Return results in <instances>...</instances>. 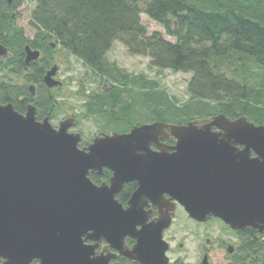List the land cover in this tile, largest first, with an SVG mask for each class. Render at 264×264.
Here are the masks:
<instances>
[{"label": "water", "instance_id": "1", "mask_svg": "<svg viewBox=\"0 0 264 264\" xmlns=\"http://www.w3.org/2000/svg\"><path fill=\"white\" fill-rule=\"evenodd\" d=\"M8 53L0 43V60ZM39 56L26 46L27 62ZM57 69L45 75L50 87L60 84ZM75 126L73 117L58 127L37 120L34 105L21 113L0 103V264H110V255L96 252L103 239L141 264H169L164 231L176 202L199 222L215 217L264 234V124L225 114L155 121L84 147L82 134L70 131ZM170 137L175 146L165 143ZM105 167L110 182L95 183L91 173ZM134 180L139 187L125 207L117 195ZM148 200L160 208L152 222ZM128 237L137 241L132 249ZM202 264H212L208 255Z\"/></svg>", "mask_w": 264, "mask_h": 264}, {"label": "trees", "instance_id": "2", "mask_svg": "<svg viewBox=\"0 0 264 264\" xmlns=\"http://www.w3.org/2000/svg\"><path fill=\"white\" fill-rule=\"evenodd\" d=\"M21 4V0H0V43L10 52L0 60L2 104L12 102L16 110L24 111L16 98L28 96L27 86L32 83L45 89L41 95L49 104L43 80L49 65L37 63L27 68L23 55L27 45L36 47L53 40L88 68L76 94L84 98L90 115L105 117L109 129H102L106 132H128L135 124L155 121L185 124L218 114L231 119L247 116L264 124V77L253 84L250 76L232 78L218 64L234 52L251 58L264 76V0H36L30 18L35 40L15 24L13 10ZM142 14L160 24L175 41L159 31L150 33ZM115 42L123 43L131 54L148 56L152 67L192 72L190 101L179 106L144 73H129L110 61L107 53ZM19 74L24 75L26 86H11L8 76ZM84 80L96 85L104 80L111 87L103 83L105 92L96 85L87 89ZM139 118L144 121L137 123ZM125 119L129 122L123 124ZM90 176L96 183L109 177L96 172ZM248 229L250 233H243L241 246L228 264H264V234Z\"/></svg>", "mask_w": 264, "mask_h": 264}, {"label": "rangeland", "instance_id": "3", "mask_svg": "<svg viewBox=\"0 0 264 264\" xmlns=\"http://www.w3.org/2000/svg\"><path fill=\"white\" fill-rule=\"evenodd\" d=\"M21 2V6L13 10L15 24L17 27L24 30L26 37L31 38L35 31L30 24V18L36 0H21ZM142 22L148 26L150 33L159 31L167 39L175 41V37L168 35L160 24L146 14H142ZM8 55L9 53L6 56ZM107 57L110 61L115 62L129 73L135 75L144 73L151 81L157 82L161 89L166 90L167 93L177 101L179 106L190 101L188 84L192 78V72H175L171 69L152 67L150 62L151 59L148 56L131 54L127 47L121 42H115L112 45L107 53ZM59 61L64 66L61 77L70 78L68 87L70 97L68 99L60 95L57 97L60 103L62 101H67V104L59 106L60 109L57 110L56 114L53 113L51 115V123L53 126L58 127L59 122L67 115L77 114L80 121L78 125L71 128L70 131L80 132L83 136V143H91L93 138L98 136L99 133H111L102 129H109V124L106 123V119L100 115H90L84 105V98L76 94L78 80H82L83 77L89 73L86 65L68 52L67 55L63 53L61 58L59 57ZM213 64L216 63L213 61ZM218 64L221 71L228 76L239 80H243V78L250 76L249 81L253 84L259 83L260 79L264 77L263 70L251 58L234 52L224 57L223 60H219ZM2 75L5 76L4 74ZM7 79L8 82L14 84L18 83L16 80L18 78L16 76H8ZM84 81L87 84V89L95 88L96 84H90L88 80ZM136 121L138 123L144 120L139 118V120ZM124 122L127 123L129 120L125 119L123 124ZM123 124H119V127L124 126ZM207 238H210L211 242L207 243ZM165 240L170 244L171 249L168 252L170 259L172 261L181 259L184 263L188 264L201 263L202 257L199 253V246L201 245L212 250L210 256L212 264H228L230 261L229 255L227 250L222 246L226 242L238 243L237 237L223 222L212 220L207 225L202 224L200 227L196 226V223L190 219L181 205H177L176 207L175 216L172 220V225L166 232ZM181 244L183 245L182 247L180 246Z\"/></svg>", "mask_w": 264, "mask_h": 264}, {"label": "flooded vegetation", "instance_id": "4", "mask_svg": "<svg viewBox=\"0 0 264 264\" xmlns=\"http://www.w3.org/2000/svg\"><path fill=\"white\" fill-rule=\"evenodd\" d=\"M34 31L35 32H34L33 36L31 37L32 40H35L36 37H37V35H36V29H34ZM30 47L33 50H38L40 52V56H39V58L37 60H33L31 62H27L26 61V52H24L23 62L27 65V68H31L32 66H34V64H37V63L38 64H40V63H46L47 65H49V67L46 69V72H45V75H46L47 71H49L53 66L56 65L58 69H57V73L55 75V78L60 81V84H57V85L52 86V87L48 86V84L45 82V75H44L43 80H44V83H45V85L47 87L48 95L51 98V100H50V102H49L48 105H46L47 101L46 100H43L42 95H41L42 90L44 91L45 89L44 88L42 89L41 88V85H38V84H35V83H32V84H30V85L27 86L28 90L30 91V94L28 96L27 95L26 96L19 95V96H17L16 101H17V103H21L23 105L22 108H23L24 111H21V113H26V111L28 109V106L29 105H34L35 108H36V117H37V120L42 121L46 117H48L50 119V121H51L52 120V118H51L52 116L51 115L53 113L56 114L57 110L60 109L59 106H63V105H66L67 104V101H62L60 103L57 100V97L59 95L62 96V97H64L65 99H68L70 97L69 96L70 95V91L68 90L69 83H70L69 82L70 78L61 77L62 76L61 73H62V71L64 69V66L59 61V57L61 58V56H62L63 53L67 55V51H65L64 49H62L59 46V44L56 43L53 40L46 41V42H42V43L40 42V43H37L36 44V47H32V46H30ZM16 77L18 78V79H16L18 81V83H15L14 84V83L10 82L11 86H17V85L23 86V87L26 86V81L24 79L25 78L24 75H20L19 74ZM97 79H98V77H97ZM103 83H104V85L107 84L109 86V88L111 87L109 85V83L106 82V81H104V80L101 81V82H98V84L96 85V87L101 92H105L104 89H103ZM78 84H79V80H78ZM44 101H46V102H44ZM10 103H12V102H10ZM3 104H6V103H3ZM45 105L47 107V110H46V112H43V108L42 107H45ZM70 117L75 118V120H76V126H77L78 125V122L80 121V119L78 118L77 114H73V115H70V116L67 115L64 119L70 118ZM64 119H62V120H64ZM106 123H108L107 120H106ZM111 125H112V123H111ZM110 128L114 129L115 126L113 125ZM110 132L111 133H108V134L114 133L115 130H111ZM102 134H105V132L99 133V135H102ZM165 143L167 144V146H175L176 143H177V140H176V138L170 137L169 139H167L165 141ZM87 145L88 144L85 143V145H82V147L87 146ZM152 148L154 150H159V147L157 145H154ZM170 151H172V150H170ZM96 173H98L100 176H105V177L106 176L107 177L109 176L108 178L102 179V181L100 183H97V184H102L104 182H108L109 183L110 182V179H111V176L113 175V171L111 169L107 168V167H105L101 173H99L97 171H96ZM138 187H139V183L136 180L126 183L125 186H124V188H123V190L117 195V199L125 207H127L128 204H129V201H130V199L132 197V195L138 189ZM129 189H130V191H129ZM166 197L167 198H170V195H166ZM177 205H180V204L178 202H176V207H177ZM159 210H160V208H159V205L158 204L153 203L152 200H148L147 201V203L145 205V211L150 213L149 214L148 222L154 221L159 216ZM190 219L193 220L196 223V226H199V227L202 224H206L207 225L212 220H218V221L223 222L221 219L215 218V217H209V219L207 221H205V222H199V221H197L195 219H192V218H190ZM224 225L226 227H228L230 229V231L238 239V243H235L234 244V243H231V242H226L222 246L224 249L227 250L228 255H229L228 256L229 259H232L233 255L239 249V247L241 246L240 244H241V242L244 239L243 233H245V232L250 233L251 230H249L248 228L247 229H244V230H234L231 227H229L227 224L224 223ZM169 228L165 229V231H164V239H165V236H166V232H167V230ZM247 235H249V234H247ZM259 236H260V234L257 235V238H259ZM206 241H207V243H209V242H211V239L210 238H207ZM136 242H137L136 239L131 238V237H128L126 239V246H127V248L132 249L135 246ZM89 243L93 244L92 241H89ZM180 246L182 247L183 245L181 244ZM230 247L232 249L231 252H230ZM170 249H169V251H170ZM96 252L98 254H102L104 252L105 255H110V264H141L139 261H136L134 259H131L127 255L122 254L118 249H116L115 247H112L104 239L98 242V245H97V248H96ZM211 252H212V250L211 249H208L206 246H204V245L199 246V253H200V256L202 257V260H203V258L206 255H208L209 260L212 263V261L210 259ZM180 260L181 259H176V260L172 261L170 259L169 264H172L173 262H178ZM1 262H2V260L0 259V263ZM33 264H39V260L38 259H35L33 261ZM200 264H202V261H201Z\"/></svg>", "mask_w": 264, "mask_h": 264}, {"label": "bare ground", "instance_id": "5", "mask_svg": "<svg viewBox=\"0 0 264 264\" xmlns=\"http://www.w3.org/2000/svg\"><path fill=\"white\" fill-rule=\"evenodd\" d=\"M76 127V126H75Z\"/></svg>", "mask_w": 264, "mask_h": 264}]
</instances>
